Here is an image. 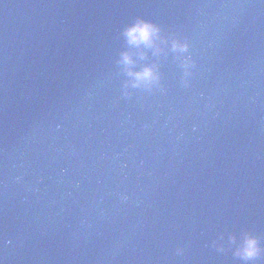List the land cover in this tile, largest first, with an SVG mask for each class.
Wrapping results in <instances>:
<instances>
[{
    "label": "water",
    "instance_id": "obj_1",
    "mask_svg": "<svg viewBox=\"0 0 264 264\" xmlns=\"http://www.w3.org/2000/svg\"><path fill=\"white\" fill-rule=\"evenodd\" d=\"M0 264H264V0H0Z\"/></svg>",
    "mask_w": 264,
    "mask_h": 264
},
{
    "label": "clouds",
    "instance_id": "obj_2",
    "mask_svg": "<svg viewBox=\"0 0 264 264\" xmlns=\"http://www.w3.org/2000/svg\"><path fill=\"white\" fill-rule=\"evenodd\" d=\"M159 28L149 21L138 20L134 25L130 26L125 35L128 38L130 44L140 45L144 44L152 46L155 43V39L159 36ZM173 48L177 50H186L187 45L181 44L179 41H175ZM125 64H131V57L125 54L123 57ZM129 75L135 77V80L139 82H150L156 78L155 70L151 66H146L139 72H130ZM261 252L259 241L255 237H248L245 240L244 247L238 253L246 261L255 259Z\"/></svg>",
    "mask_w": 264,
    "mask_h": 264
}]
</instances>
